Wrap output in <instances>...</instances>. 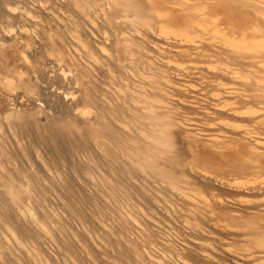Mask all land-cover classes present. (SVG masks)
Segmentation results:
<instances>
[{
    "label": "bare ground",
    "instance_id": "bare-ground-1",
    "mask_svg": "<svg viewBox=\"0 0 264 264\" xmlns=\"http://www.w3.org/2000/svg\"><path fill=\"white\" fill-rule=\"evenodd\" d=\"M54 2L59 7V35L56 46L50 45L58 52L57 61L65 51L72 62L76 60L72 44L78 41L86 50L82 69L90 84L84 91L66 93L64 85L51 89L49 82L46 93L70 108L81 102L84 109L77 118L91 128L86 136L91 150L115 165L126 161L138 174L123 192L122 210L127 215L134 212L136 234L147 242L132 239L125 228L121 244L108 234L112 239L104 240L100 253L111 254L115 264H135L131 255L145 264H264V79L257 75L264 70L257 66L259 60L264 63V0ZM65 6L83 17L66 19ZM48 16L35 0H0L1 70H9L5 46L17 38L25 40L27 33L37 35ZM105 24L111 27L110 35L99 34ZM62 31L68 38L63 39ZM120 48L143 68L142 73L132 69L140 74L135 77L139 84H130V93L118 89L124 94L112 93L107 80L96 79L101 69L120 67ZM25 49L21 64L32 85L26 93L8 91L15 110L3 119L8 128L0 126V134L8 131L21 137L26 120L33 119L34 130L46 133L54 144L60 132L81 122L70 118L64 124L48 117L45 127L39 125L34 115L41 107V78L65 83L66 75L61 66L34 54L28 41ZM75 87L76 80L70 88ZM127 98L143 104L136 111L129 109L130 118H125L129 107L123 106ZM5 156L12 165L11 156ZM94 156L89 161L95 167L100 160ZM22 178L21 174L18 179L24 184ZM0 181L5 195L17 203L14 181ZM131 195L133 202L128 201ZM3 207L1 218L8 226L12 218ZM205 216L215 223H188L207 220ZM34 222L45 231L37 219ZM14 225L9 228L29 235L25 227ZM145 244L159 250L147 262L141 250Z\"/></svg>",
    "mask_w": 264,
    "mask_h": 264
},
{
    "label": "rangeland",
    "instance_id": "rangeland-1",
    "mask_svg": "<svg viewBox=\"0 0 264 264\" xmlns=\"http://www.w3.org/2000/svg\"><path fill=\"white\" fill-rule=\"evenodd\" d=\"M35 1L39 3L41 11L49 13L47 20L42 21L38 34L27 33L28 37H24L25 40L17 38L15 41L10 42L11 45L5 46L4 54L8 59L9 70L0 69V126L3 129L8 128L3 119L15 110L12 102L7 100L10 95L8 91L11 90V93L16 90V92L26 93L32 85L30 75L22 68L21 64V56L26 51L25 44L27 41L31 48H35L34 54L43 59L48 58L53 63L61 66V69L65 70V78L67 79L64 80L65 83H62L60 79H49L46 76L41 78V107L36 110L34 115L35 119H38L39 125L45 127L43 124H45L48 117L57 119L64 124L70 118L78 120L77 116H81L80 112L84 109L81 102L78 103L76 108H70L64 105L56 96L46 93L45 89L48 87L49 82L51 89L64 85L65 92L71 93L84 91L85 88H88L87 85L90 84V81L82 69L84 64H87L85 62L87 57L84 52L86 50L77 43L78 41L74 40L75 42L73 41L72 44L74 51L72 54L75 56L76 60L74 61L76 62H72L65 51L64 56L60 60L58 59L59 63L57 61L58 52L55 51L54 46L50 45L53 43L56 46L58 42L59 34L55 16L59 7L54 0ZM83 9L85 8L83 7ZM62 11L66 19L70 18L75 21L79 17H83L72 7L65 6ZM85 13L90 19L94 18V14L90 10H85ZM67 23L70 25L73 24V21ZM115 25V22L111 23L112 27ZM110 29L111 27L105 24L101 29L103 32L100 33V30L99 34L110 35ZM60 33L63 39L68 38L67 32L63 33L62 31ZM108 35L106 36L108 37ZM132 52H134V56H137L136 48L133 47ZM118 56L120 57H118L120 67H110L107 71L101 69L98 72L99 75L96 73L97 82L107 80V87H105L108 90L110 89L109 91L113 90L112 93L118 91V89L125 93L132 92L131 87L139 84L138 79L140 80V78H135L137 75L140 77V74L136 72L137 74L134 75V72L136 67L137 70L142 68V64L138 62L137 66L134 62L137 60L132 57L133 61L131 56L129 57L121 48ZM259 61L260 63L257 66L260 69L264 67V63L261 60ZM78 64L82 66L80 67ZM132 69H134V72ZM141 70H139V73H142ZM257 75L264 79V70L263 75ZM75 80L77 87L72 90L70 87H72ZM131 80L135 82H131ZM66 83H69V85ZM99 89L102 88L99 87ZM124 92L119 93L124 94ZM74 96H78V94L74 93ZM124 100L123 106L125 108L129 107L128 110L136 111L143 105L142 101L138 99H135V103L128 102V98ZM30 107L28 105L27 109ZM128 110H125L128 113H125V118L131 112ZM28 120H26L28 124L25 126L26 129L24 128L23 137L8 131L4 135L0 134V177L14 181V187L19 193L15 199L17 203L13 202L10 197L5 195L6 192L0 181V209L3 207L1 205H4L5 208L8 207L7 210L5 209L6 216L9 217L8 214H10L12 218H8L12 220L9 222L17 224L16 227L20 225L25 227L29 234L28 237L26 235V237L21 236L17 231H14L15 227L9 228L12 227V224L9 225L8 223V226H6L1 218L4 209L0 210V264H115L112 255L110 254L107 257L101 254L100 248H102L104 240L112 238L117 239L118 244H121L122 237L120 235H122L125 228L128 229V236L132 239L136 240L137 238L147 242L146 237L139 238L136 234L137 218L134 212L131 211L132 213L127 215L122 210L124 205L123 192L124 190L127 191L126 188L129 190L132 187L131 185L136 182L137 172L126 161L122 162L123 166L121 164L120 166L110 163L106 156L96 155L93 152L94 150H91L93 148L86 137L91 128H88L80 120H78V122H81L78 126L74 127L72 125L74 128H71V130L60 132V137L54 144L47 138L46 133L42 135L34 130L33 119L29 120L30 122ZM89 154L98 157L97 160H100L99 166L97 164H94L95 167L93 166V163L89 161L91 160ZM5 155L11 156L12 165L7 163ZM21 174L23 175V181L27 182V186H23L25 183L22 184L18 179ZM18 175L20 176L18 177ZM17 180L20 182H17ZM132 198V195L129 196L128 201L133 202ZM204 218L207 220L192 219L188 223L190 225L197 223L195 227H200L204 222L215 223V221H209L206 216ZM36 219L41 223L39 225L45 228V231L35 226L34 221ZM87 232L91 238L87 236ZM108 234H111L112 238ZM145 245L146 247H142L141 250L145 252L146 256L143 258L147 262L148 257L155 258V256H158L156 254L159 250L154 245ZM129 257L135 264H145L140 262L138 257L134 258L133 255ZM161 261L165 263L163 259ZM119 263H121V260ZM122 263L124 264L123 260Z\"/></svg>",
    "mask_w": 264,
    "mask_h": 264
}]
</instances>
